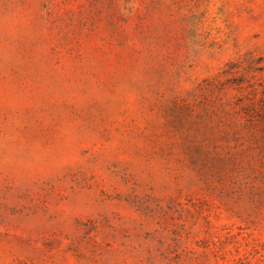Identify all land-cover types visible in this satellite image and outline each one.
<instances>
[{
	"label": "rangeland",
	"instance_id": "374dc122",
	"mask_svg": "<svg viewBox=\"0 0 264 264\" xmlns=\"http://www.w3.org/2000/svg\"><path fill=\"white\" fill-rule=\"evenodd\" d=\"M0 264H264V0H0Z\"/></svg>",
	"mask_w": 264,
	"mask_h": 264
}]
</instances>
